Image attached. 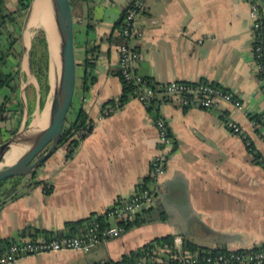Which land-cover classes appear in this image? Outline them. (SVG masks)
Listing matches in <instances>:
<instances>
[{"label": "crops", "instance_id": "obj_1", "mask_svg": "<svg viewBox=\"0 0 264 264\" xmlns=\"http://www.w3.org/2000/svg\"><path fill=\"white\" fill-rule=\"evenodd\" d=\"M9 1L11 10L18 9L17 0ZM133 1L74 2L78 66L69 118L82 110L93 125L76 145L69 146V141L59 145L34 179L0 187V238H16L21 231L26 238L34 229L64 231L69 221L91 214L105 216L118 198L129 197L145 181L155 191L149 205L153 219L130 226L87 251L41 252L9 264L118 260L165 235L180 236L203 247L199 249L211 250L251 249L264 241V166L253 160L243 138L225 123L226 119L238 123L264 159V82L257 78L252 52L251 0H143L132 41L139 53L133 63L135 72L160 84L213 82L243 104L237 108L219 100L213 109L184 108L172 97L160 103L157 115L168 123L173 143L157 182L149 177L151 160L159 150L156 114L133 97L121 103L122 82L115 74L120 43L115 25ZM256 1L264 4V0ZM34 9L27 30L26 10L19 13L20 41L15 44L20 75L19 87L11 95L16 94L22 103L20 121L25 105L32 107L30 117L36 113V83L29 79L23 56L42 28H34ZM93 45L98 46V54L95 65L87 69L83 59ZM16 63L12 57L7 66L13 70ZM86 72L94 78L87 84ZM107 102L118 105L102 114ZM253 114L262 115L254 125ZM12 118L16 121L19 112Z\"/></svg>", "mask_w": 264, "mask_h": 264}, {"label": "built area", "instance_id": "obj_2", "mask_svg": "<svg viewBox=\"0 0 264 264\" xmlns=\"http://www.w3.org/2000/svg\"><path fill=\"white\" fill-rule=\"evenodd\" d=\"M250 14L253 17L252 37L253 42L258 37L260 11L258 2L250 1ZM144 6L143 0H134L126 8L122 17V26L119 33L123 41L118 44V69L122 77L131 81L135 88L130 97L138 99L145 107L152 104V99L156 91L151 87V81L139 76L133 67V63L138 58V52L133 47V39L136 35V17ZM261 47H252L253 58L255 61L256 74L261 70L258 63ZM159 92L156 103H160L168 98H175L181 107H197L213 109L219 100L226 101L234 107L242 108L241 100L234 96L229 90L209 81H176L172 80L165 84L158 85ZM164 98V99H163ZM159 101V102H158ZM118 103L107 102L102 108V114H108L117 107ZM152 113L155 111L150 110ZM156 114V113H155ZM226 126L234 133L239 134L243 140L247 137L243 128L232 119H226ZM251 120V124H256ZM93 123L88 121L82 129L76 130L73 137L80 138L86 134ZM154 125L159 136V150L153 156L150 164L149 177L151 181L157 179L164 171V162L168 148L173 143V138L169 131L168 123L162 117L155 116ZM249 140L245 141L248 146ZM68 144V143H67ZM155 198V191L149 186H140L126 198H118L105 212L106 224L98 221L84 223L76 232L52 231L48 236L38 235L37 237L20 236L14 238L11 243L0 251V264H9L17 258L41 252L59 250H82L87 251L91 248L107 241L112 237L119 236L123 231V225L117 221H130L133 213L146 205H151ZM109 220L114 221L110 223ZM162 255L168 257L171 264H264V251L262 250H211V249H188L183 246L180 236L173 237L170 243L163 242L150 248L140 259L139 264H146L147 256L152 260L162 261Z\"/></svg>", "mask_w": 264, "mask_h": 264}, {"label": "trees", "instance_id": "obj_3", "mask_svg": "<svg viewBox=\"0 0 264 264\" xmlns=\"http://www.w3.org/2000/svg\"><path fill=\"white\" fill-rule=\"evenodd\" d=\"M83 1L89 2L91 0H70L71 9L74 11V2ZM255 1V0H254ZM31 0H17L18 9L11 10L8 8L6 0H0V142L11 137L17 127L20 124V115L23 111V106L18 99L15 93L19 87V75H20V52L16 50L15 44L20 41V33L18 28L20 26L19 20V13L25 11ZM264 4L261 6L258 4V8L260 11L259 17V27H258V37L253 42L252 47L254 48L256 45L261 47L260 56L258 58V63L261 65V70L257 73V78L264 82V14L262 13ZM125 9L122 11L121 19L116 23L115 27L118 28L120 31L122 26V17L125 13ZM11 25V27H10ZM90 27V24H88ZM118 39L123 41L122 35L119 34ZM98 54V46L93 45L86 49V54L83 59V65L85 68H91L95 65V60ZM14 57L17 60L15 68L13 70L9 69L7 65H9L10 58ZM30 57H31V64L33 69V74L37 82V87L40 93V110L43 108L45 101L47 99L49 93V77H48V69H49V51H48V44L45 36V32L43 28L37 30L34 36L31 39L30 45ZM115 74L119 76L122 82V93L119 96V100L123 103L130 97L132 94L135 85L131 81L125 80L119 69L115 71ZM84 78L86 80V84L93 81V76L90 75L88 72L85 73ZM145 79L152 82L150 85L156 91L155 96L152 99V104L147 107L149 110H154L157 115V105L154 103L157 101L159 88L158 85L160 83L154 82L149 77H144ZM206 81V80H205ZM33 85H30L31 88ZM164 99V98H163ZM159 102V101H158ZM15 111L19 112V118L15 121L13 120V114ZM32 112V107L27 105V118H26V126L30 123L31 117L30 114ZM252 120H255L257 123L261 121L262 115L261 114H253L250 116ZM90 121L86 114L80 110L77 116L74 119H67L66 125L64 127L63 133L60 138L59 145L63 144L64 142L69 141V146H74L78 142V138L73 137V133L76 130L82 129L86 126V124ZM85 135V134H84ZM84 135L80 136L81 138ZM249 140L248 137L244 139V141ZM250 141V140H249ZM253 155V160L255 162L260 163L264 166V159L261 157L260 153L253 147V144L249 143L247 146ZM24 176V175H23ZM22 176H14L7 178L5 180L0 181V187L3 186L4 182L8 180H13L12 185L13 187L20 183L19 178ZM33 183H37V181H33ZM142 186H147L146 181L143 183ZM138 212L133 213V219L128 221H117L119 225H123L124 230L129 228L130 226H134L137 224H141L152 220V207H142ZM161 219H165V215L161 212ZM106 216L104 215H95L91 214L90 216L80 219L77 221H69L66 223L67 231L69 232H76L84 223L91 222V221H98L100 224H106ZM52 231L44 230V229H34L31 232H28L29 237H37L38 235L48 236ZM23 231L19 234V236L23 237ZM14 238H7L2 237L0 238V251L7 247ZM172 235H165L162 237H156L149 242L145 243L139 249L131 250L128 253L121 255L118 260L113 259H104L98 261L94 264H139L140 259L148 251L150 248L155 247L158 244L163 242L170 243L172 241ZM183 246L187 247L188 249H197L203 248L197 246L193 242L189 241L188 239H184ZM214 250H226V248H215ZM242 250V249H240ZM250 250V249H248ZM251 250H262L264 251V241L257 246H253ZM152 257V256H151ZM151 257L147 256V263L146 264H171L168 257L162 255V261L152 260Z\"/></svg>", "mask_w": 264, "mask_h": 264}, {"label": "water", "instance_id": "obj_4", "mask_svg": "<svg viewBox=\"0 0 264 264\" xmlns=\"http://www.w3.org/2000/svg\"><path fill=\"white\" fill-rule=\"evenodd\" d=\"M37 0H31L24 18V29L28 28V20ZM48 12L51 16L57 36V51L59 61L54 62L55 87L50 81L51 46L47 31L44 27L49 51V93L43 112L40 117L26 126L27 106L21 127L14 135L0 142V156L11 153L14 147L18 148L14 158L0 166V181L14 176H25L33 173L59 147L60 138L67 122L68 114L73 103L77 79L74 17L70 0H47ZM31 45V43H30ZM24 60L27 63L29 79L36 83L37 104L36 113L40 112V93L33 74L30 46L23 50ZM32 125V127H31ZM149 207V205H146ZM141 209V208H140ZM138 209V210H140Z\"/></svg>", "mask_w": 264, "mask_h": 264}, {"label": "bare ground", "instance_id": "obj_5", "mask_svg": "<svg viewBox=\"0 0 264 264\" xmlns=\"http://www.w3.org/2000/svg\"><path fill=\"white\" fill-rule=\"evenodd\" d=\"M35 9H34V20H38L42 27H44L47 31L48 37H49V42H50V46H51V72H50V81H51V86L52 88L55 87L56 84V77L54 76V62L55 61H59V55H58V51H57V36L55 33V28H54V24H53V20L51 18V16L49 15V12L46 8V4L44 0H37L35 3ZM37 22V21H36ZM48 102V101H47ZM37 120H35V122H33L32 125H34L36 123ZM31 125V127H32ZM18 151L17 147L13 148V151L11 153L8 154H4L0 156V166L5 165L6 163H8L9 161H11L16 152Z\"/></svg>", "mask_w": 264, "mask_h": 264}, {"label": "rangeland", "instance_id": "obj_6", "mask_svg": "<svg viewBox=\"0 0 264 264\" xmlns=\"http://www.w3.org/2000/svg\"><path fill=\"white\" fill-rule=\"evenodd\" d=\"M7 2H8V3H7L8 8H9V6H12V5H11V1L7 0ZM19 20H20V19H19ZM36 21H37V22L35 23L34 28L36 27V28L38 29V28L42 27L41 23H40L38 20H36ZM48 100H49V99H48ZM48 100H47V101H48ZM47 101H46V102H47ZM43 110H44V109L42 108V109L40 110L39 113H33V114L31 115V122L35 121L37 117H40L41 114H42V112H43ZM68 118H69V114H68ZM68 118H67V119H68ZM21 122H22V121H21ZM21 122H20L19 126L17 127V130L20 129V127H21ZM17 130H16V131H17ZM16 131H15V132H16ZM13 135H14V134H13ZM64 143H65V142H64ZM64 143H63V144H64ZM49 157H50V156H49ZM46 160H47V159H46ZM46 160H45V161H46ZM39 168H40V167H39ZM39 168H37V170H36L35 172H33V173H30V174H27V175H25V176L20 177V178H19V181L22 182V181H24V180L27 181V180H29V179H30V180L34 179V177L37 175V171H39ZM12 181H13V180H8V181H6V183H8V182L10 183V182H12ZM6 183L4 182L3 185H5ZM6 185H7V184H6Z\"/></svg>", "mask_w": 264, "mask_h": 264}, {"label": "flooded vegetation", "instance_id": "obj_7", "mask_svg": "<svg viewBox=\"0 0 264 264\" xmlns=\"http://www.w3.org/2000/svg\"><path fill=\"white\" fill-rule=\"evenodd\" d=\"M43 163H44V162H43ZM43 163H42V164H43ZM42 164H41V165H42ZM41 165H40V166H41Z\"/></svg>", "mask_w": 264, "mask_h": 264}]
</instances>
